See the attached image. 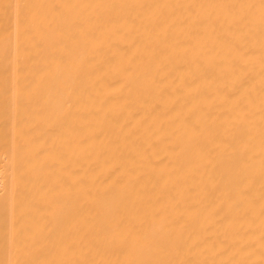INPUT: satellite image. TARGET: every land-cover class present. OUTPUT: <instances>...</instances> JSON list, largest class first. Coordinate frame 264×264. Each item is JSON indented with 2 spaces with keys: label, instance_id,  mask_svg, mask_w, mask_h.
<instances>
[{
  "label": "bare ground",
  "instance_id": "obj_1",
  "mask_svg": "<svg viewBox=\"0 0 264 264\" xmlns=\"http://www.w3.org/2000/svg\"><path fill=\"white\" fill-rule=\"evenodd\" d=\"M0 264H264V0H0Z\"/></svg>",
  "mask_w": 264,
  "mask_h": 264
}]
</instances>
